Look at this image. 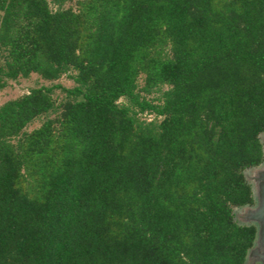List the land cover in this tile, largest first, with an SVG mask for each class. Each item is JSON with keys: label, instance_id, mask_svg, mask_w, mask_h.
<instances>
[{"label": "trees", "instance_id": "1", "mask_svg": "<svg viewBox=\"0 0 264 264\" xmlns=\"http://www.w3.org/2000/svg\"><path fill=\"white\" fill-rule=\"evenodd\" d=\"M66 1L0 0V90L72 82L0 104V264H242L264 0Z\"/></svg>", "mask_w": 264, "mask_h": 264}, {"label": "rangeland", "instance_id": "2", "mask_svg": "<svg viewBox=\"0 0 264 264\" xmlns=\"http://www.w3.org/2000/svg\"><path fill=\"white\" fill-rule=\"evenodd\" d=\"M73 0H67L64 3V6H67L69 4H72ZM139 84L141 80L139 79ZM52 84H59L63 87H70L72 85L71 80L66 76V75H61L59 78L53 81H46L42 80L39 77L36 76V74L31 73L28 77L25 78H17L15 80H7L6 85L0 90V104H2L4 101L8 99H13L21 94H24L27 92V90L31 87H36V86H49ZM63 93L58 89L55 88L51 91V97L55 102H58L62 98ZM155 93L149 94L147 97H152L155 96ZM121 101V99H119ZM141 119H150L151 115L149 114H141L139 116ZM40 123V119H35L32 122H30L25 129L30 130L34 127H37ZM260 141L264 147V132L261 133L260 135ZM258 166L256 167H251L250 170L247 169L244 173V176L248 182L251 183V186L254 188V182L252 178L254 177V174H256ZM250 171L252 173H250ZM250 208V207H249ZM248 206H242L233 209V216L234 219L238 224H246V225H252L256 230V243L252 247L250 246L244 256V261L242 264H264V230L259 227V224L261 223L260 218H256L255 220H252L253 222H250L246 220L244 221V217H247V214L249 215V211L252 212V209H249ZM251 212H250V217H251ZM264 228V225L262 226ZM260 239V240H258ZM255 240V238H254ZM254 242V241H253ZM258 259L257 261H252L253 258Z\"/></svg>", "mask_w": 264, "mask_h": 264}, {"label": "water", "instance_id": "3", "mask_svg": "<svg viewBox=\"0 0 264 264\" xmlns=\"http://www.w3.org/2000/svg\"><path fill=\"white\" fill-rule=\"evenodd\" d=\"M262 156H263L262 161L257 165L258 168L256 170V174H254V177L252 178L255 184L254 188L251 186V183L249 182L251 188L252 204L249 205L248 208L250 207L249 209H252V212L249 211V215L247 214V217H244V221L246 222V220H248L250 222H253L252 220H255L256 218H260L261 223L259 224V227H261V229L264 230V228L262 227L264 225V147L263 145H262ZM250 173L252 172L250 171ZM250 212H251V217H250ZM256 234H257V230L254 228V237L252 240L251 247L252 245L254 246L255 244H257ZM257 260L258 259L256 258L252 259V261H257Z\"/></svg>", "mask_w": 264, "mask_h": 264}]
</instances>
